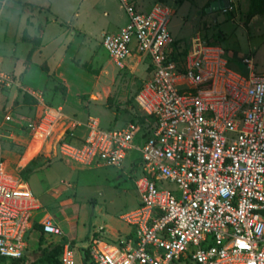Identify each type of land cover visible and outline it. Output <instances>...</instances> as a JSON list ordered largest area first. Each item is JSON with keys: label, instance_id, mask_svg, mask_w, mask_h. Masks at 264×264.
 <instances>
[{"label": "built area", "instance_id": "2783aa9c", "mask_svg": "<svg viewBox=\"0 0 264 264\" xmlns=\"http://www.w3.org/2000/svg\"><path fill=\"white\" fill-rule=\"evenodd\" d=\"M118 1L128 22L104 33L102 44L118 69L132 58L147 60L149 78L137 101L151 128L135 122L106 129L93 116L82 122L26 90L46 108L35 127L37 143L70 121L54 146L59 159L120 166L130 151L139 153L133 162L142 168L135 179L139 204L123 216L129 231L105 244L100 225L87 238L81 263L75 242L63 240L61 264H264V67L257 71L254 55H245L249 73L242 74L230 67L222 45L200 35L176 59L174 10L163 2L145 11L139 0ZM0 83L18 87L3 73ZM43 212L0 152L1 257L24 256L26 234ZM40 224L62 240L53 217L44 214Z\"/></svg>", "mask_w": 264, "mask_h": 264}, {"label": "rangeland", "instance_id": "374dc122", "mask_svg": "<svg viewBox=\"0 0 264 264\" xmlns=\"http://www.w3.org/2000/svg\"><path fill=\"white\" fill-rule=\"evenodd\" d=\"M9 1L16 3L11 6L6 0H0V10L13 7L0 13V73L13 77L18 87L0 83V152L10 170L21 176L40 199L47 209L45 215L50 214L55 221L64 219L63 224L71 233L65 231L62 240L70 239L76 244L99 225H104L108 229L105 227L101 240L115 244L119 233H127L128 225L123 216L139 204L135 179L141 176L142 168H134L133 164L139 153L130 151L120 166H83L59 159L54 146L70 123L68 120L59 123L56 132L37 143L35 127L44 119L46 108L20 86L21 68L15 69L17 58L12 54L16 51L17 57H25L22 68L32 62L36 51L40 52L42 62L46 60L43 64L49 73L48 85L35 92L47 108L61 109L82 122L93 116L106 129L135 122L151 128L152 119L145 115L137 101L149 78L145 64L118 69L101 43L102 33L119 30L127 24L128 15L118 0H36L41 4ZM213 1L143 0L148 6L163 2L174 10L169 29L181 50L189 47L194 36L200 35L210 43L222 45L230 58L229 65L242 74H248L249 70L233 56V51L242 56L255 55L259 68L263 66L264 0H231L226 9L208 10ZM18 3L28 6V16L26 10L19 11L24 7ZM44 17L46 19H42ZM54 17L57 21L51 23L55 26H50L47 39L60 37L64 30L65 42L62 45L61 38L52 41L50 49L44 50V27L48 24L46 21H53ZM26 20L34 31L29 32L31 28L26 27ZM76 35L81 37L82 43L72 53L69 43H73ZM22 40L30 43L28 52ZM72 47L75 48L74 44ZM69 54L71 64L86 72L85 76L72 73V78L69 77L74 88H87L78 95L77 89L70 91L66 82L57 81L51 69L55 60ZM83 130L84 127L79 126L76 133L82 135ZM54 192L66 203L60 204L52 195ZM42 217L35 219L26 234V264H36L43 249L59 240L43 233ZM52 255L50 264H59L60 250L53 251ZM76 255L79 260V254Z\"/></svg>", "mask_w": 264, "mask_h": 264}, {"label": "crops", "instance_id": "0c3cea01", "mask_svg": "<svg viewBox=\"0 0 264 264\" xmlns=\"http://www.w3.org/2000/svg\"><path fill=\"white\" fill-rule=\"evenodd\" d=\"M7 1V3L9 4V5H13V3H16L15 1H9V0H6ZM23 3H32V4H37V3H39L38 1H36V0H21ZM35 1V2H34ZM39 4H41V3H39ZM139 4H140V6H141V9H144L145 11H148L150 8H151V6L154 4H151L150 6H148V5H146V4H144V2H143V0H139ZM18 5H23V7L25 8H23V9H17L16 8V10H19L20 12H24L25 10L27 11L26 12V14H27V16H28V14H30L29 13V10H28V6H24V4H22V3H18ZM42 5H44V4H42ZM47 5V4H46ZM11 6H9V9H4V8H2L1 10H0V13L2 14V12H4V11H8V10H13V7L11 8ZM50 6V5H49ZM15 9V8H14ZM78 11V13H79V9L77 10ZM77 13V12H76ZM76 15V14H75ZM74 15V16H75ZM24 18H26V17H24ZM42 19H46V17H44V18H42ZM51 19V18H50ZM57 21V18H55L54 17V20L53 21H46V23H48V24H46V26L44 27V39H43V44H44V46H43V48H44V50L45 49H50V47L52 46V43L53 42H55V41H59L60 40V38H61V43H62V45L64 44L63 42H65V32H64V30L63 31H61V36L60 37H56V38H53V39H51V40H48L47 39V37H48V30L50 29V26L52 25V26H55V24H51V23H54V22H56ZM26 27L27 28H31V29H28L29 30V32L31 31V30H33V28L31 27V26H29V25H27V20H26ZM26 27L25 26H23V29H26ZM34 31V30H33ZM118 31V30H117ZM104 33H107V32H103L102 33V38H103V35H104ZM74 39L75 40H73V43L71 44V43H69L70 45H71V47H69V50H71L72 49V53L73 52H75L76 50H77V48L81 45V43H82V39H81V37L79 36V35H76L75 37H74ZM23 42H25L26 43V46H28V49L27 50H25L26 52H28L30 49H31V45H30V43L29 42H27V40H22ZM51 41V42H50ZM53 41V42H52ZM101 43H102V39H101ZM73 44H74V46H75V48H73L72 46H73ZM71 53V54H72ZM71 54H69L67 57H66V55L64 56V57H60V59H57V60H55L52 64H53V66H52V71H53V73H54V75H55V78H56V80L57 81H59V82H66L67 84H68V87L70 88V91H73L74 89H77V88H74V86H73V84L71 83V81L69 80V77L70 78H72V73H77V75H80L81 76V74L83 75V76H85L86 75V72H84L83 70H81V69H79L78 67H76L74 64H71V62H70V56H71ZM12 55H14L13 57H16L17 59H16V61H15V63H14V66H15V69H17L18 67H20L21 68V70H20V77H21V79H22V82H21V85L20 86H22V87H24V89L25 90H29V91H42V90H44L45 88H46V86L48 85V82H49V73H48V70L45 68V66H44V64H43V62H46V60H43V62H42V57L40 56V52L39 51H36L35 53H33V55H32V62H30V64H28L26 67H24V68H22L21 67V65L23 64L22 62H24V59H25V57L24 58H21V57H17L16 56V51L15 52H13V54ZM233 56L235 57V58H237L238 59V61L239 62H241L242 63V58H243V56H245V55H241L239 52H235V51H233ZM254 57H255V55H254ZM45 59V58H44ZM228 60L230 61V58L228 57ZM256 61V60H255ZM142 64H145V68L147 69V60H140L139 58H132L130 61H129V63H128V67H131L132 68V66L133 67H139V65H142ZM243 64V63H242ZM23 66V65H22ZM231 67V66H230ZM263 67H264V65L263 66H261L260 68H259V66H258V63H257V65H256V70L257 71H260V70H262L263 69ZM232 68V67H231ZM248 68V67H247ZM15 69H14V72L13 73H15ZM233 69V68H232ZM235 70V69H234ZM249 70V69H248ZM19 73V72H18ZM79 73V74H78ZM40 80V81H39ZM74 88V89H73ZM85 90H87V88L86 89H84V88H79V89H77L76 90V95H78L79 93H81V92H85ZM58 189V188H57ZM52 195H54V197H57V200H60V195L59 194H57V193H53ZM40 200V199H39ZM40 203H41V201H40ZM64 204V203H66V200L65 201H62V200H60V204ZM41 205H42V210L44 211L43 213H40L38 216H37V218H36V220L39 218V217H41V215H44L46 212H47V209L43 206V204L41 203ZM49 216H50V214H48ZM52 217V216H51ZM54 219V218H53ZM39 221V220H38ZM55 221V220H54ZM63 221H64V219L63 220H60V221H55V222H57V223H59L61 226H62V228H63V230H64V233H65V231H67L68 232V234H70L71 233V231H70V229H69V227L67 226V225H65V224H63ZM100 226V225H99ZM105 227H107V226H105ZM98 229V228H97ZM96 229V230H97ZM107 229H108V227H107ZM96 230H94V231H90L91 232V234L93 233V232H95ZM127 231H129V227H128V229H127ZM126 231V232H127ZM89 236L90 235H88V236H85V237H83V240H81V241H79V242H77L76 243V254H79V263H81V261L83 260V257H84V249H83V246L87 243L86 242V240H87V238H89ZM85 238V239H84Z\"/></svg>", "mask_w": 264, "mask_h": 264}, {"label": "trees", "instance_id": "16d2710c", "mask_svg": "<svg viewBox=\"0 0 264 264\" xmlns=\"http://www.w3.org/2000/svg\"><path fill=\"white\" fill-rule=\"evenodd\" d=\"M188 48H186L185 50H181L178 40L174 38L173 50H174V56L176 59L183 60V56L186 55ZM41 229L43 231L42 226H41ZM54 244L52 246H49V247L43 249V255H41L37 259L36 264H50L51 257L53 256L52 253L55 250H58V251L60 250V252L62 254L63 240H60ZM0 264H26V256H23L22 258H19V259H11V258L9 259V258L0 256ZM59 264H61V255H60V259H59Z\"/></svg>", "mask_w": 264, "mask_h": 264}, {"label": "water", "instance_id": "95a60500", "mask_svg": "<svg viewBox=\"0 0 264 264\" xmlns=\"http://www.w3.org/2000/svg\"><path fill=\"white\" fill-rule=\"evenodd\" d=\"M231 0H215L211 3V7L208 10L226 9L230 6Z\"/></svg>", "mask_w": 264, "mask_h": 264}, {"label": "snow or ice", "instance_id": "6c2138e0", "mask_svg": "<svg viewBox=\"0 0 264 264\" xmlns=\"http://www.w3.org/2000/svg\"><path fill=\"white\" fill-rule=\"evenodd\" d=\"M241 247H245V245L242 244Z\"/></svg>", "mask_w": 264, "mask_h": 264}]
</instances>
